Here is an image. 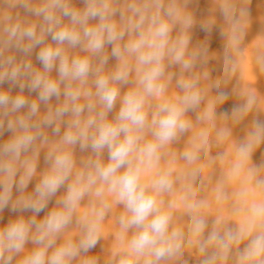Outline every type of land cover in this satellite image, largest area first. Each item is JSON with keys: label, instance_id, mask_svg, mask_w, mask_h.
I'll return each mask as SVG.
<instances>
[{"label": "clouds", "instance_id": "obj_1", "mask_svg": "<svg viewBox=\"0 0 264 264\" xmlns=\"http://www.w3.org/2000/svg\"><path fill=\"white\" fill-rule=\"evenodd\" d=\"M4 5L25 15L0 16V213H21L0 226V264H98L87 254L114 205L122 211L106 264H176L186 243L200 264H264V162L253 160L264 144V120L255 118L235 145L227 180L239 190L230 197L224 182L215 190L218 204L234 199V224L222 217L209 224V203L192 187L204 167L207 128L180 154L182 165L161 164L192 127L187 113L205 100L193 70L207 49H190L193 18L179 0H0ZM221 11L231 21L232 6ZM241 38L233 24L231 44ZM173 67L180 92L170 96ZM227 100L218 92L199 118L211 120ZM255 104L248 95L232 120ZM230 135L222 129L217 138ZM43 148L46 167L38 171ZM181 179L187 235L173 222L176 202L165 200ZM61 189L56 206L38 218ZM74 222L78 238H65Z\"/></svg>", "mask_w": 264, "mask_h": 264}, {"label": "bare ground", "instance_id": "obj_2", "mask_svg": "<svg viewBox=\"0 0 264 264\" xmlns=\"http://www.w3.org/2000/svg\"><path fill=\"white\" fill-rule=\"evenodd\" d=\"M79 5L80 0H74ZM180 6L193 18V25L188 30L190 37V49H207L206 55L202 56L194 68V73L201 77V88L205 89V100L199 108L190 110L187 113L192 127L184 133L178 141L169 146L162 156L161 164L176 161L182 165L183 160L179 159L180 154L189 146L193 137L207 128L209 130V143L206 148L200 150V161L203 170L197 173L192 187L196 190V198L206 200L209 207L206 210L209 224L218 218H224L228 223L234 224L236 221L232 216V206L234 199H229L223 204L216 202V189L224 182L227 194L232 197L233 193L239 190V183L233 184L227 180V172L234 158L235 145L246 139L252 129L255 118L264 120V70H261V61L264 60V0H179ZM229 3L233 8L231 21L226 20L222 14V6ZM13 11L21 19L24 12L20 8L9 9L7 5L0 7V16ZM34 19V18H33ZM237 26L238 34L242 32V38L236 45L231 44L232 25ZM202 26L206 30H202ZM173 35H176L174 31ZM35 61V53L31 57ZM226 59L229 70L224 71ZM170 71L177 73L169 89L168 95L179 94L176 87V79L179 76V69L173 67ZM204 73H208L207 79ZM219 82L220 87L214 85ZM6 87V85H5ZM227 93L228 100L224 104H218L215 108L214 116L211 120L204 121L199 117L207 105L209 99L214 98L218 92ZM248 95L256 98V104L240 122H234L231 118L233 108L244 102ZM227 113V115H225ZM222 129L230 130L231 135L224 140H219L217 134ZM5 134V139L7 138ZM46 148L41 150L38 171H43L46 167L44 163V153ZM264 144L255 152L253 160L256 163L264 162ZM79 157V153H78ZM39 177L33 179L29 184L28 191L31 192ZM185 179L178 180L174 186V191L165 196L167 202L175 201L177 207L173 212V222L176 226L184 229L186 235L190 216L184 209L183 201L180 199L185 193L182 185ZM63 189L57 194L38 218L56 206L55 200L62 195ZM88 202L81 205L83 211L88 210ZM122 209L114 205L112 211L105 218L103 223V233L95 249L89 252L88 256H95L98 264H106L116 243V233L118 231L117 217ZM21 213H14L10 209H5L0 213V226L15 218ZM30 216L31 213H23ZM79 235V225L75 222L69 226L64 233L65 238L77 239ZM32 245L29 244L28 248ZM200 256L194 247L185 244L183 256L176 261V264H200ZM78 264V262H77Z\"/></svg>", "mask_w": 264, "mask_h": 264}, {"label": "rangeland", "instance_id": "obj_3", "mask_svg": "<svg viewBox=\"0 0 264 264\" xmlns=\"http://www.w3.org/2000/svg\"><path fill=\"white\" fill-rule=\"evenodd\" d=\"M74 3H75V1H74Z\"/></svg>", "mask_w": 264, "mask_h": 264}]
</instances>
